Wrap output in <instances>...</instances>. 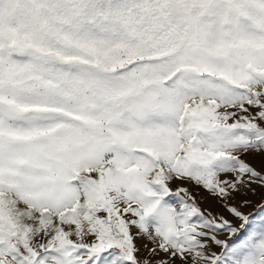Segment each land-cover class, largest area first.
I'll use <instances>...</instances> for the list:
<instances>
[{"label":"snow or ice","instance_id":"obj_1","mask_svg":"<svg viewBox=\"0 0 264 264\" xmlns=\"http://www.w3.org/2000/svg\"><path fill=\"white\" fill-rule=\"evenodd\" d=\"M0 264H264V0H0Z\"/></svg>","mask_w":264,"mask_h":264},{"label":"rangeland","instance_id":"obj_2","mask_svg":"<svg viewBox=\"0 0 264 264\" xmlns=\"http://www.w3.org/2000/svg\"><path fill=\"white\" fill-rule=\"evenodd\" d=\"M251 210V209H250Z\"/></svg>","mask_w":264,"mask_h":264}]
</instances>
